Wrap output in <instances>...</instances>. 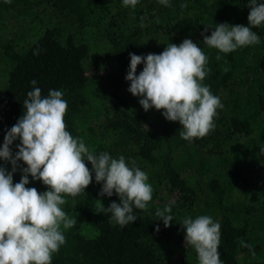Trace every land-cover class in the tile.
<instances>
[{
    "label": "trees",
    "instance_id": "trees-1",
    "mask_svg": "<svg viewBox=\"0 0 264 264\" xmlns=\"http://www.w3.org/2000/svg\"><path fill=\"white\" fill-rule=\"evenodd\" d=\"M47 2L66 12L67 20L32 36L30 30L28 37L22 29L0 51V144L23 114L28 91L40 87L46 96L49 89H60L68 102L64 120L72 136L96 152L134 162L147 172L153 189L147 208L135 210L137 219L124 228L103 209L119 202L118 196L99 195L101 184L94 177L85 193L67 196L63 208L77 223L64 230L66 243L53 254L52 264H166L173 257L176 264H198L180 224L198 215L220 223L223 264H264V26L253 28L259 44L221 53L220 59L201 36L205 26H247V0H171L167 7L158 0H140L135 8L122 6L121 0ZM32 6L29 0H0V13L15 11L21 19L31 15ZM126 20L131 27L122 26ZM186 38L208 56L204 83L224 105L217 110L214 130L192 142L180 137L178 122L166 120L161 110L144 111L139 97L122 86L129 53L159 54L168 43L178 45ZM90 52L107 66L106 74H87L93 66L87 62ZM109 54L115 61L108 65ZM142 67L137 66V74ZM0 164L11 170L10 164ZM187 171L211 178L201 188L187 181ZM20 177L18 169L13 182ZM29 181L27 187L47 190L41 181L30 176ZM239 185L252 189L242 199L233 193ZM161 188L176 195L169 203L174 219L166 228L155 220L156 210L165 206L154 202Z\"/></svg>",
    "mask_w": 264,
    "mask_h": 264
},
{
    "label": "clouds",
    "instance_id": "clouds-1",
    "mask_svg": "<svg viewBox=\"0 0 264 264\" xmlns=\"http://www.w3.org/2000/svg\"><path fill=\"white\" fill-rule=\"evenodd\" d=\"M121 2L124 7L135 8L140 0ZM158 3L167 7L171 0ZM247 6V26L225 22L205 26L201 32L203 44L217 50V59L221 53L260 43L253 28L264 26V0H247ZM209 31L210 35H205ZM129 58L127 91L139 97L144 111L161 110L166 120L179 123V135L188 142L214 130L217 110L224 105L204 83L210 69L208 56L198 43L186 38L178 45L168 43L159 54L129 53ZM30 84L35 86L37 81L33 79ZM64 95L60 89H49L42 96L41 88L33 87L26 93L23 114L7 129L0 144V161L11 165L8 170L0 164V264H52L53 254L66 243L64 230L77 223L63 208L66 197L85 193L93 177L101 184L99 195L118 196L119 202L102 206L110 213L109 220L121 228L132 224L137 219L135 210L146 209L152 200L153 189L146 171L126 161L123 155L96 152L72 136L64 120L68 109ZM17 140L13 151L11 146ZM18 169L21 177L14 183L13 174ZM29 176L48 186L47 190L39 192L27 187ZM171 211V204L157 209L155 220L169 227L174 219ZM180 224L185 246L195 250L198 264H223L218 250V221L209 215H198L186 216ZM155 230H160L159 224Z\"/></svg>",
    "mask_w": 264,
    "mask_h": 264
},
{
    "label": "rangeland",
    "instance_id": "rangeland-1",
    "mask_svg": "<svg viewBox=\"0 0 264 264\" xmlns=\"http://www.w3.org/2000/svg\"><path fill=\"white\" fill-rule=\"evenodd\" d=\"M29 1L31 2V4H33L31 15L22 17L21 19H18L19 17L16 15L15 11L13 12L8 11L10 13H6L5 10L1 11L0 13V51L5 45H7L12 39H14V37L22 33L23 30L26 33L25 37H28L30 34V30L32 31L30 36H32L33 34L35 35L36 33H40L45 27H49L50 25L56 24V23H62L67 20L66 12L59 11L58 9L53 8V6H51V4L47 2V0H29ZM115 18L117 17L114 16L111 19L113 23L117 24L118 18L117 20ZM126 21L127 22L121 21L122 26L123 27L126 26L127 28L131 27L132 22L130 20H126ZM111 61L113 62L115 61V55L113 54H109L108 65L111 64ZM87 62L93 65L91 68L87 69V74L88 73L91 74L90 73L91 71L96 74H100L103 72L104 74L107 73V71L105 70L107 66L103 65L101 59L98 58L96 55H94L92 52L89 53ZM94 62H96L97 65H95ZM114 77H116V75H114ZM122 86L126 90L128 89L129 82L125 80V77L122 81ZM185 176L187 178V181L191 185L197 182V184L199 183L198 185L201 186V188H204L205 184L211 178V175L209 176L202 175L199 177L197 176L195 178L192 175V173L188 171L185 172ZM198 178H200L202 182L198 181L197 180ZM249 189L251 188L246 187L245 189H242L241 185H239L238 188L234 189L235 191L233 190L234 196L238 199H242L245 196L244 194L246 190L251 192L252 189L251 190ZM175 196L176 195L174 193H171L168 190V188H161L158 192L157 199L154 202H157L161 205H167L174 200ZM166 264H176L175 258L174 257L171 258L170 261H168Z\"/></svg>",
    "mask_w": 264,
    "mask_h": 264
}]
</instances>
